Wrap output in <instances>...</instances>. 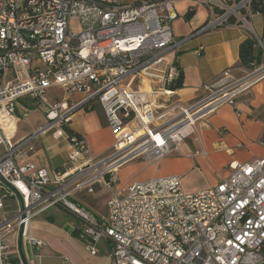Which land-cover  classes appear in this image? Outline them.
I'll return each instance as SVG.
<instances>
[{"label":"built area","instance_id":"2783aa9c","mask_svg":"<svg viewBox=\"0 0 264 264\" xmlns=\"http://www.w3.org/2000/svg\"><path fill=\"white\" fill-rule=\"evenodd\" d=\"M177 1L0 0V74L15 75L0 85V264H24L20 239L23 250L46 245L32 223L57 206L81 220L79 237L91 254L110 239L115 264H264V158L231 163L228 177L195 192L177 175L117 187L123 166L181 154L200 122L264 79V63L237 78L228 68L200 100H174L182 75L177 54L183 41L172 26ZM194 1L208 8L199 32L232 19L250 28L254 4H264ZM54 88L62 98L51 95ZM26 100L44 107L48 122L16 139L17 111ZM94 100L116 139L103 156L65 130L76 109ZM10 118L16 124L7 130L3 120ZM47 133L71 146L68 161L55 170L27 159L33 140ZM97 186L112 190L105 214L79 200Z\"/></svg>","mask_w":264,"mask_h":264},{"label":"crops","instance_id":"0c3cea01","mask_svg":"<svg viewBox=\"0 0 264 264\" xmlns=\"http://www.w3.org/2000/svg\"><path fill=\"white\" fill-rule=\"evenodd\" d=\"M124 1L140 3L146 0ZM175 6L178 17L172 26L175 37L183 41L178 50L177 62L182 68L184 81L183 87L176 90L173 99L182 104H191L207 94L206 86L215 83L224 70L231 68L236 78L250 71L240 65V45L251 36L264 44V13L257 12L249 18L248 25L252 32L242 23H230L200 33L199 30L208 19L206 5L196 4L194 0H178ZM200 46L204 50L197 54L196 50ZM74 98L81 97L76 95ZM22 109L28 111L31 108L22 106ZM79 111L80 116L78 113L73 114L70 128L86 139L94 155L110 153L116 139L102 105L94 100ZM21 112L18 111L16 139L37 133L41 128L27 135L21 134ZM263 134L264 79L239 95L235 104L220 106L205 121L200 122L196 133L183 141L181 154L167 156L158 163L169 168V172L151 178L177 175L182 178L183 188L187 192L207 189L231 174V163H247L264 158V146L260 143ZM33 144L35 151L28 154L27 159L38 166L55 170L68 161L71 146L66 138L55 139L52 133L41 134L33 140ZM198 151L201 153L197 154ZM125 166L119 172L118 188L124 190L131 183L151 179H130L126 172L130 168ZM212 173L217 176L203 179L204 175L210 176ZM101 189L97 188L95 193ZM83 197L81 193L79 200L84 201ZM105 208L107 212V205ZM41 215L33 221L32 231L36 237L45 240L46 245L40 249L25 245L29 264H115L112 258L113 242L110 239H104L98 244L95 255L88 251L86 242L79 237L81 220L73 213L57 206Z\"/></svg>","mask_w":264,"mask_h":264},{"label":"rangeland","instance_id":"374dc122","mask_svg":"<svg viewBox=\"0 0 264 264\" xmlns=\"http://www.w3.org/2000/svg\"><path fill=\"white\" fill-rule=\"evenodd\" d=\"M131 1H134V0H131ZM14 78H15V75L13 73V70H9L6 75L0 74V85H4L8 81L14 80ZM50 93L52 96L55 95V96H58L60 98H62V96H63V92L57 88L51 89ZM21 105L25 106L26 108H31L28 111L26 110L27 112L24 109L20 110L22 106H20L18 109V111L23 112V115L20 114L21 118H20V124H19V130H20L21 134L25 133V135H27V134H29L30 131H33L35 129H39L40 127L42 128L46 125V123L48 121H47L46 116L44 114V107L39 106L38 104L33 103L31 101H27V100L24 101V103L22 102ZM18 111H17V117H18ZM80 112L81 111L78 110L75 113H78V115L80 116ZM2 152H3V148H0V154H2ZM125 168L131 169V170L128 169V171H126L127 176L130 179L135 178L134 180H139V181H143V180H146L148 178L154 177L157 174L159 175V174H162L165 172H169V170H170L164 164H162V165H160L158 163H157V165L152 164V163L149 164V163H145L144 161H141V160L132 161L130 164H127L125 166ZM120 175H121V173H120ZM211 176L216 177L217 175L212 173L209 176L208 174H206V175H204L203 179L204 180L205 179L206 180L211 179ZM121 180H122V176H121ZM97 188L101 189V187H99V186L96 187V190H97ZM82 194H84V197H83L84 201H80V203L82 205L86 206L88 209L92 210L96 214H105L106 213L105 207L107 205V201H108L107 199L110 196L109 190L104 188V190L101 189V191L97 192V193H95V192L89 193V192L85 191ZM41 216H39L38 218H40ZM58 251H60V250H58ZM59 253H62V252H59Z\"/></svg>","mask_w":264,"mask_h":264},{"label":"trees","instance_id":"16d2710c","mask_svg":"<svg viewBox=\"0 0 264 264\" xmlns=\"http://www.w3.org/2000/svg\"><path fill=\"white\" fill-rule=\"evenodd\" d=\"M253 11L255 13L257 12L264 13V4L260 6L255 3L253 6ZM230 23H235V19H232ZM263 59H264V49L261 47L256 37L254 36L248 37L241 43L240 65L242 67L249 70H253L255 66L261 65L263 63ZM183 81H184V76L182 74L175 87L182 88ZM65 130L67 134L70 136L76 135L78 137H82L81 134L75 132L70 127H65Z\"/></svg>","mask_w":264,"mask_h":264},{"label":"water","instance_id":"95a60500","mask_svg":"<svg viewBox=\"0 0 264 264\" xmlns=\"http://www.w3.org/2000/svg\"><path fill=\"white\" fill-rule=\"evenodd\" d=\"M203 32H206V30H203L201 31L200 33H203ZM91 101V100H90ZM89 102V101H88ZM88 102L86 103H83L82 105H80L75 112H77L78 110H80L81 108H83ZM20 252H21V256H22V259H23V262L24 264H29L28 263V260L26 258V255L24 253V250H23V242H22V239H20Z\"/></svg>","mask_w":264,"mask_h":264},{"label":"bare ground","instance_id":"6f19581e","mask_svg":"<svg viewBox=\"0 0 264 264\" xmlns=\"http://www.w3.org/2000/svg\"><path fill=\"white\" fill-rule=\"evenodd\" d=\"M3 124L5 128L8 130L9 128H14L16 123L13 118H10L8 120H3Z\"/></svg>","mask_w":264,"mask_h":264}]
</instances>
